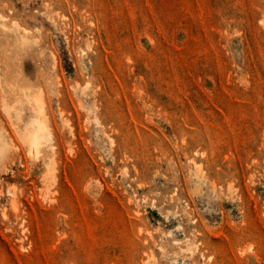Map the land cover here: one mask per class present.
<instances>
[{
    "label": "rangeland",
    "instance_id": "1",
    "mask_svg": "<svg viewBox=\"0 0 264 264\" xmlns=\"http://www.w3.org/2000/svg\"><path fill=\"white\" fill-rule=\"evenodd\" d=\"M0 264H264V0H0Z\"/></svg>",
    "mask_w": 264,
    "mask_h": 264
},
{
    "label": "bare ground",
    "instance_id": "2",
    "mask_svg": "<svg viewBox=\"0 0 264 264\" xmlns=\"http://www.w3.org/2000/svg\"><path fill=\"white\" fill-rule=\"evenodd\" d=\"M32 106L34 108V111L37 113V115H45V110H44V103L42 101V99L38 96V97H33L32 99ZM43 117V118H42ZM42 123H38L37 127L33 128V130L30 132L27 142L28 145L30 146L31 150L33 149L34 151L36 150V155H38L37 150L44 144V140L46 139V133L49 132L50 134V130H48L47 126L44 125L45 123V119L44 116H42ZM44 119V120H43ZM41 122V121H40ZM44 123V124H43ZM43 124V125H42ZM44 126H46L47 128H45ZM47 129V131H46ZM52 138V137H50ZM32 150V151H33ZM32 151L30 152V154L32 153Z\"/></svg>",
    "mask_w": 264,
    "mask_h": 264
}]
</instances>
